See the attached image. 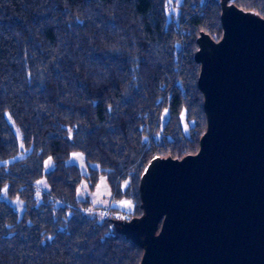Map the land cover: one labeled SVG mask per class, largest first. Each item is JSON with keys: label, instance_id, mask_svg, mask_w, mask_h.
Returning <instances> with one entry per match:
<instances>
[{"label": "trees", "instance_id": "obj_1", "mask_svg": "<svg viewBox=\"0 0 264 264\" xmlns=\"http://www.w3.org/2000/svg\"><path fill=\"white\" fill-rule=\"evenodd\" d=\"M219 1L0 0V188L24 209L18 217L0 200V264L139 263L116 218L88 216L75 192L103 173L135 217L151 159L197 152L206 126L195 38L219 39ZM231 3L264 19V0ZM13 126L26 153L2 163L19 150ZM70 152L98 169L81 174Z\"/></svg>", "mask_w": 264, "mask_h": 264}, {"label": "water", "instance_id": "obj_2", "mask_svg": "<svg viewBox=\"0 0 264 264\" xmlns=\"http://www.w3.org/2000/svg\"><path fill=\"white\" fill-rule=\"evenodd\" d=\"M218 6L219 39L195 38L198 150L152 158L140 214L112 220L142 249L138 264H264V19L231 0Z\"/></svg>", "mask_w": 264, "mask_h": 264}, {"label": "rangeland", "instance_id": "obj_3", "mask_svg": "<svg viewBox=\"0 0 264 264\" xmlns=\"http://www.w3.org/2000/svg\"><path fill=\"white\" fill-rule=\"evenodd\" d=\"M167 13H170V8L167 9ZM6 118L9 123H11L8 114L6 113ZM14 134H16L19 150L10 158L4 159L2 163H10L13 162L15 159H19L25 156L26 150H23L22 144H20V134L15 126H13ZM74 154H79V156H75ZM66 164H74L78 168L79 172L83 175H89L90 168H97L95 163H87L84 159V156L80 152H70L68 158L66 159ZM43 173L47 172L49 169L53 167L51 163L50 157H46L43 161ZM90 178H82L79 186L76 189L75 196L78 201H84L85 212L88 216H92V214L99 217V220H102L104 217L108 219H120L125 220L126 213L131 212L132 205L128 200H119L115 199L111 195V191L109 186L106 182L105 174L101 173L98 175L96 182L93 186L89 185ZM36 193L35 198L37 202L41 200V193L47 189L46 183L44 181V176L36 180L35 183ZM0 200L6 201L9 203L18 217H21L23 214V203L17 196H9L7 194L6 185L0 188ZM124 202H129V206H125ZM122 212L124 213L123 216ZM129 219V218H128Z\"/></svg>", "mask_w": 264, "mask_h": 264}, {"label": "snow or ice", "instance_id": "obj_4", "mask_svg": "<svg viewBox=\"0 0 264 264\" xmlns=\"http://www.w3.org/2000/svg\"><path fill=\"white\" fill-rule=\"evenodd\" d=\"M177 2H179V0H177ZM75 156H79V154H74ZM125 206H129L130 207V203L129 202H124Z\"/></svg>", "mask_w": 264, "mask_h": 264}]
</instances>
